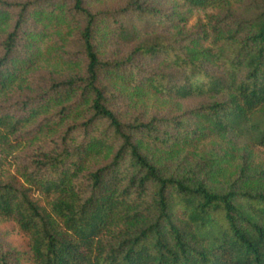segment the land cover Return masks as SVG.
Masks as SVG:
<instances>
[{
	"label": "trees",
	"instance_id": "trees-1",
	"mask_svg": "<svg viewBox=\"0 0 264 264\" xmlns=\"http://www.w3.org/2000/svg\"><path fill=\"white\" fill-rule=\"evenodd\" d=\"M90 1L0 0V150L53 137L0 179V219L22 240L0 243V264H264V166L224 189L214 151L202 167L187 162L244 124L264 147V0L253 16L208 13L190 32L181 11ZM180 1L218 10L230 0ZM170 25L171 38L104 54L115 35ZM151 57L167 67L149 68ZM45 60L62 73L31 75ZM127 89L203 100L173 116L129 113Z\"/></svg>",
	"mask_w": 264,
	"mask_h": 264
},
{
	"label": "rangeland",
	"instance_id": "rangeland-1",
	"mask_svg": "<svg viewBox=\"0 0 264 264\" xmlns=\"http://www.w3.org/2000/svg\"><path fill=\"white\" fill-rule=\"evenodd\" d=\"M131 1L144 2L147 5L159 7L162 11L167 13L181 11L188 18L186 30L190 32L197 27V23L200 19H205L208 13H216L219 17L227 18H233L234 16L248 18L253 16L259 11L258 6L263 0H230L227 6L218 10L184 8L181 5L180 0H91L89 5L93 10L117 9ZM173 30H175L174 25H170L165 29L158 27L150 28L143 32L140 31L133 39H123L115 35V37L108 41L104 49V54L107 56L118 57L127 56L140 43L147 40H153L156 36L162 35L171 38ZM46 44L44 45V48L47 47L49 49L50 46ZM142 60L144 64L151 69L158 70L167 67L165 61L161 57L143 58ZM59 70L60 68L56 67L54 60H45L41 65L34 67L30 73L31 75H39L42 73L61 74L62 72ZM42 86L43 85H41L37 79L34 80L33 87L42 88ZM125 94H128V101H130L129 106L131 108L130 110L128 109L129 113H134L132 106L135 108L143 106L147 109L145 111H151V113H156L165 117L181 114L182 112L193 108L203 100L202 97L197 96L176 98L172 96H160L147 91H139L137 94H134V92L128 89ZM18 95L19 91L14 90L9 96L8 102L10 104L15 103L17 99H19ZM127 107L128 104L126 108ZM256 135V131L244 124L236 133L217 135L199 146H194L187 158V162L199 164L202 167L206 164V161L204 160L203 162V160H201V154L214 151L217 156L212 158L211 163L214 165L218 163L221 164L222 161V164L226 167L224 172L225 179L216 183H220L223 188L226 189L231 185L232 180L237 179L239 175L252 174V172H254L253 168L264 166V147L254 143ZM48 140H53V137H48V139H45V142L36 139L23 143L17 150L10 154L0 150V179L9 180L13 174L17 175L15 169L16 162L14 159L16 155L21 157L26 154L34 155L41 150V148L49 146ZM209 156L210 155L208 154L207 157L209 158ZM204 173L205 172H202V174ZM21 241L22 240L19 237L10 232L9 224L0 219V243L5 246L18 245Z\"/></svg>",
	"mask_w": 264,
	"mask_h": 264
}]
</instances>
